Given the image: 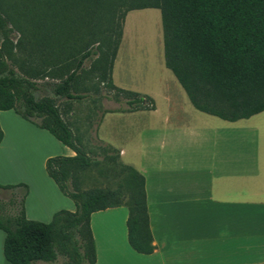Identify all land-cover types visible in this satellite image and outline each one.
I'll return each instance as SVG.
<instances>
[{"label": "trees", "instance_id": "trees-1", "mask_svg": "<svg viewBox=\"0 0 264 264\" xmlns=\"http://www.w3.org/2000/svg\"><path fill=\"white\" fill-rule=\"evenodd\" d=\"M11 1L0 0V111L14 109L75 152L73 156L49 157L46 170L77 208L55 212L50 222L27 218L24 203L16 216H0V229L5 232V258L13 264H35L37 261L56 262L62 255L66 260L57 264H95L91 216L96 211L118 206L129 210L127 226L131 246L140 253H153L156 245L150 227L145 176L133 165L122 162L120 151L111 144L98 146L103 154L100 162L96 150H88L84 143L86 130L84 132L80 124L84 120L78 118L80 122L73 126L53 98L35 97L36 79L48 75L43 67L46 61L20 60L11 42L12 31L20 29L21 21L27 20L37 27L34 42L40 49L41 45L46 48L50 43L48 39L53 35L48 33L52 29L55 41L59 42V5L67 11L68 22L72 19L77 24L72 32L63 30L62 33L73 40L82 25L86 36H93L95 15L111 22L121 10L126 15L134 9H160L166 66L197 109L236 121L264 111V0H15L14 5ZM44 1L48 7L47 20L51 22L48 30L42 23L46 14L39 11ZM5 5H12L20 19L16 22L9 19ZM108 41H104L107 49ZM81 44L86 46V40ZM92 53L87 49L77 60H67L59 66L60 78H63L54 85L56 95L69 100L88 96L91 86L85 85L83 79L89 72L83 65ZM115 57L116 48L106 52L93 71L100 83L107 81L110 88L126 98L128 107L105 112L155 109L151 97L114 84ZM97 89L96 84L94 90ZM3 137L0 124V143ZM101 164H105L99 168L101 174L107 176L105 173L113 171V175L120 178L116 187L82 188L83 173ZM21 185L24 184L0 187Z\"/></svg>", "mask_w": 264, "mask_h": 264}, {"label": "crops", "instance_id": "crops-1", "mask_svg": "<svg viewBox=\"0 0 264 264\" xmlns=\"http://www.w3.org/2000/svg\"><path fill=\"white\" fill-rule=\"evenodd\" d=\"M116 60L115 85L151 97L155 109L105 112L97 132L145 176L156 249L136 251L128 208L111 207L91 216L95 264H264V111L236 121L200 111L167 70L121 85ZM133 113L149 118L124 116ZM0 124V185L24 184L16 188L25 189L27 218L50 222L61 209L75 211L46 170L49 157L75 152L13 109L0 111ZM27 141L43 153L36 168L15 162L32 157ZM0 264H13L2 246Z\"/></svg>", "mask_w": 264, "mask_h": 264}, {"label": "rangeland", "instance_id": "rangeland-1", "mask_svg": "<svg viewBox=\"0 0 264 264\" xmlns=\"http://www.w3.org/2000/svg\"><path fill=\"white\" fill-rule=\"evenodd\" d=\"M14 2L15 0L11 1L13 5L15 4ZM11 6L12 5H5V8L6 10L8 9L9 19L16 22V20H19L20 18L19 15L15 13L16 10ZM62 7L63 6L59 5L57 8L60 27V29L57 28V32H60L59 42L55 41V32L52 29L48 33L49 35L51 33L53 35V37L48 39L50 43L46 48L41 45V48L39 49V45L34 42L35 30L37 27L33 26L30 22H27V20L21 21L20 29H13L11 42L15 49V54L20 60L25 61L27 58H33V60H38L37 63H41L40 60L43 59L46 61L43 67H45V72H47L48 75L36 79L37 88L34 90L35 97L37 99L46 96L53 98L56 103L59 104L61 111L65 114V118H67L70 123H73V126L80 122L78 118L84 120L81 122V125L84 128V132L86 130L84 139L86 148L88 150L90 148L96 150V158L102 162L103 154L98 146L100 144L109 143L99 138L101 133L98 134L97 127H99L105 110L127 108L128 104L126 98L118 90L110 88L107 81L105 84L98 81L96 77L97 74L93 71V67L97 64L98 60L103 58V55L106 52H113L116 48L115 60H117L115 76L117 82L121 83V85L123 83H131L130 80L139 81L142 77H149V75L163 76V73L165 72L164 70H167V74H171L170 76L175 78V74L171 70L165 69L166 67L164 65V38L161 11L157 8L134 9L126 12L125 15L123 10H121L117 12L114 20H111V22L106 19L103 21V17L97 18L95 15L92 18L94 23L93 36H86V29L82 25L81 32H79L73 40L71 37H66L67 34L63 35L62 33L63 30H70V32H72V29H75L77 24L72 21V19L68 22V13ZM39 11H43L45 14L48 11L45 1L43 8L41 7ZM104 18H107V16ZM42 23L44 24L43 28L45 30L50 29L51 22L47 20V14L43 16ZM89 26L91 27V23ZM61 35L63 36L61 37ZM77 36L79 37L77 38ZM107 39H109L108 42H110L109 49L104 45V41ZM85 40L87 45L83 46L81 43L85 42ZM115 44H117L116 47ZM87 49H91L93 52L92 55L85 60L83 65L84 70L89 72L88 74H85V78L83 79L85 85L91 86L88 96L82 100H69L66 97L56 95L54 92V85L61 82V79L63 78H60L59 66L64 64V62H67V60H77ZM115 60L112 69L113 82ZM15 67L17 68V66ZM120 77L122 79H120ZM96 84L98 89L95 91ZM162 84L163 83H161V85ZM148 114L149 113H147V115H141L139 113H133L124 116L129 118H149L147 117L149 116ZM37 120L39 121V119ZM85 124H87L86 127ZM51 136L56 138L53 134H51ZM26 143L27 146H25L24 149H26L27 152H30L32 157H25L18 154V156L15 157V162H20L18 165L22 167L31 164L32 168H36L41 161L43 153L39 150L36 152L33 145H28V141ZM20 149H23V147ZM120 160L124 162L121 157ZM103 166H105V164L94 166L92 169L85 171L81 176L80 186L85 189L106 186H111L113 188L116 187L120 178L113 175V171L105 173L108 174L107 176L101 174L99 168ZM15 169H18L16 164ZM19 173L24 174L22 171H19L18 174ZM69 188L72 189L71 183H69ZM24 196V188H0V216H16L23 207ZM0 234H2V238L0 235V246L3 247L5 232L0 229ZM65 260L66 257L60 255L56 262H49V264L62 263Z\"/></svg>", "mask_w": 264, "mask_h": 264}]
</instances>
